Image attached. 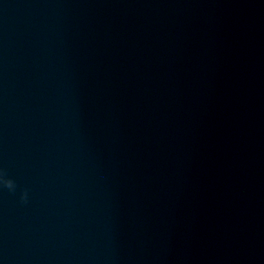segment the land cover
Segmentation results:
<instances>
[{"label":"clouds","instance_id":"9594fccd","mask_svg":"<svg viewBox=\"0 0 264 264\" xmlns=\"http://www.w3.org/2000/svg\"><path fill=\"white\" fill-rule=\"evenodd\" d=\"M7 190L10 194H15L17 191V184L16 182L8 178L6 175L5 170L0 169V190ZM28 201V191L24 189L20 193V202L27 203Z\"/></svg>","mask_w":264,"mask_h":264}]
</instances>
